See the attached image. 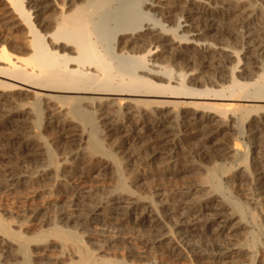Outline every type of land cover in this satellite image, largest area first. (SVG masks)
Returning <instances> with one entry per match:
<instances>
[{
  "label": "bare ground",
  "instance_id": "1",
  "mask_svg": "<svg viewBox=\"0 0 264 264\" xmlns=\"http://www.w3.org/2000/svg\"><path fill=\"white\" fill-rule=\"evenodd\" d=\"M5 2L22 19L29 41L26 53L10 51L0 42V135H12L4 139L13 152L11 157L0 145V183L12 191L21 185H50L59 197L71 195L70 204L56 206L51 218H44L43 206L33 201H24L15 216L5 218V211L0 212V264H36L32 251L41 246L45 254L50 248L74 250L72 264H128L95 257L84 236H91L87 232L91 225L99 227V220L105 225L106 220L132 216L133 224H146L139 240L148 249L160 250L168 230L197 264H226L246 256L250 250L243 243L235 246L218 238L246 227L245 209L252 204L264 206V8L259 12L264 0ZM155 10L156 17L148 20ZM44 12L47 17L36 23ZM182 17L183 22L193 20L196 28L180 29ZM207 31H215L226 47L233 37L241 46L229 51L219 38L213 42L221 46L204 43ZM211 158L230 159L232 168L239 169L222 180L224 166L208 165ZM99 166L101 179L113 182L106 201L83 188L90 177L84 169ZM200 169L206 175L199 181L196 176L195 181L183 180L159 200L158 182L148 181L144 173L152 171L156 181ZM145 177L155 188L151 197L130 191ZM244 178L243 188L239 181ZM228 184L237 190L224 192ZM104 202L111 206L101 218ZM15 218L22 220L17 224ZM34 219L41 221L39 231L28 235L20 222ZM78 228L85 230L79 233ZM203 229L212 236L194 241ZM169 249L157 250L160 262L181 257ZM256 250L264 254V242Z\"/></svg>",
  "mask_w": 264,
  "mask_h": 264
},
{
  "label": "rangeland",
  "instance_id": "2",
  "mask_svg": "<svg viewBox=\"0 0 264 264\" xmlns=\"http://www.w3.org/2000/svg\"><path fill=\"white\" fill-rule=\"evenodd\" d=\"M5 1L6 0H0V42L3 43L4 45H5V42H6L7 47L10 46L8 48L6 47L9 50L12 49V50L15 51L16 50L15 48H18L17 51L18 50L19 51L22 50L21 51L22 53H26L27 50H28L26 48H28L27 42L29 41V36H28V33L25 34L26 33L25 32L26 31V28H25V26L23 27L24 23H23V21H22L21 18H19L17 15H15V13H12V11H11L10 8L9 9L7 8V7H9V5ZM59 1H61V0H59ZM78 1L81 2L82 0H78ZM220 1H223L224 2L225 0H220ZM263 5H260L261 6L260 7L261 10L259 12H261L262 9L264 8ZM51 8L53 9V7H51ZM51 8L49 7L45 11L47 13V15L49 13H51V12H49V11L52 10ZM9 10H10V12H9ZM142 11H143V9H142ZM45 12L42 13V15H41L43 17H39V19H37V20L34 19V21H36V23H37L41 19L46 18L47 15H46ZM8 13H11V15L8 14ZM152 13L153 12H150V14H152ZM156 13H157V10H155V15L154 16H150V15L147 16L148 20H151V19L155 18L156 17ZM5 20H7V21H5ZM148 20H146V21H148ZM170 20L172 21V23L169 24V27L172 26V24L174 23V21H176V16L173 17V18H171ZM20 22H22V24ZM180 22H181L180 29L182 27H187V26H184V25H190V27L193 26L192 27L193 29L196 28V24L194 23L193 20H186V22H183V17H182L181 20H180ZM1 24H3V26H1ZM13 24L16 25V26L13 27L14 26ZM218 27L220 28V24L218 25ZM201 39H204V43H207L208 40H209V42H213V41L216 42V40L218 39L217 41L223 47L226 45L225 40L222 39V38L220 39V37H218L216 35L215 31H207L206 32V35L203 36V38L201 37ZM231 39H230L231 42L229 41L228 47L225 46L224 48H226V49L228 48L227 50L232 51V48H234V47L237 48V47H240L241 46L240 45L241 43H240V40L239 39L237 41H236V39L234 40V37L231 38ZM113 41H114V39H113ZM106 42H108V41L106 40ZM114 42H111V43H114ZM218 42H217V44L213 42V45L215 47L221 46V45H219ZM109 43H110V41H109ZM223 43H224V45H223ZM230 47H232V48H230ZM24 51H26V52H24ZM233 59H234V57H233ZM238 66L240 68L243 67L242 66V62ZM22 94L24 95V92H22ZM122 103H124V105H126L125 102L122 101ZM186 109L188 110V108H186ZM247 126L248 125H246V127ZM4 133H2L0 135V139H1L0 140V145H1L2 149H4V151L6 150V153L8 152L7 154H9V153L11 154L13 152L9 148H7L8 147V145H7V142L8 141L5 142L6 140L4 138L5 137L6 138H11L12 135L9 132H4ZM32 133H33V131L29 132V134H32ZM21 135H24V134L21 133ZM125 135L126 134H124V136ZM225 138H227V137H225ZM246 139H248V138H246ZM231 141H233V140L232 139H229V142H228L229 144L228 145L230 147H233L234 141L233 142H231ZM217 142L218 141H216L215 143H217ZM251 142H253V141H251ZM3 143L5 144L4 148H3V145H4ZM237 145L239 146L240 144L237 143ZM251 145L252 146H250V152L253 153V152L256 151V149H254L255 148L254 147V144H251ZM239 147L242 149L241 146H239ZM58 151H60V150H58ZM60 153L61 152L58 153V156L61 157L59 159V161L62 162V160H63L62 159V156H64V154L60 155ZM11 155H12L11 157H13V154H11ZM179 157H181V155H179ZM211 159H209L207 162H206V160H204V161L208 165H210V166L211 165H214L215 163L222 162L221 164L224 166V167L223 166L222 167L225 169L224 172H223L225 175L224 174L221 175L222 180H226L227 181V180H229V178L231 179V177H233L236 174L237 170L239 169L237 166L234 167V168H232V164L228 162V161H230V159H228V160L225 159V160H222V161L221 160H215V159H212L211 160ZM241 160H243V157L242 156L240 157V160L238 162H240ZM249 160L250 159H248V161ZM240 166H243L244 167L245 164H243V163L241 164L240 163ZM101 167H103V166H99L98 167L99 169L97 168V169H93V170L91 168H89V167H87L88 169L87 168L84 169V171L87 170L86 172H88L90 174V177L88 179L90 182L87 181V184H85V186H83V188L84 189H87V190L89 188V190H92L93 191V194L98 199H100L102 201H106V199L108 197L107 195L112 190H114V187H112L113 185L111 184L113 182H111V181L108 182V180L106 182V179L105 180L101 179L102 178V177H100L101 176L100 175V171H102V168ZM133 168H135V167H131V169H133ZM230 170L231 171L232 170L234 171V173H232V175H231V171ZM109 171H112V170L110 169ZM126 172H129V170H127ZM196 172H194L192 174L190 172H187V173H185V172H173V174L172 173H169V175L166 174L167 177L164 175V178L161 177L162 179H158L156 181H154V180L151 179V175L150 174L152 173V171H149V170L146 171L145 170L144 173L146 175L150 176V178L147 179L148 181H152V183L153 182H156V183L158 182L157 184H158L159 189H158L157 192H159V194H161L160 195L161 197L156 198L157 196H153L152 198L153 199L156 198V200L157 199L159 200V199H161L164 196V193L166 194L167 191H169V189H171V187H174V185L177 186L176 184L179 185V183L181 184L182 182L188 180L190 177H192V179L190 178V180H192V181H195L196 179H198L196 181H199L201 179V177H203V176L206 175L205 174L206 172L204 173V169H200V170H198ZM110 173L112 175V172H110ZM201 173H202V175H201ZM94 174L95 175L96 174L99 175L100 178L99 179L97 178L99 181H97V179H96L97 175L95 176ZM229 174H230V177H229ZM226 175H228L229 178L226 177ZM197 176H200V177H197ZM193 178H194V180H193ZM147 180H146V177H145V179H144L145 182L143 180H141V181H143L144 184L141 183V181H139L132 188H130L131 189L130 191H132L136 195L151 197V195H152V193H153V191H154L155 188L150 187V185L147 182ZM242 180L243 181H239V183L242 184V187L243 188L244 187H247V183H245V184H243V183L245 181L247 182L248 179L244 178ZM139 183L142 184V186ZM236 183L238 184V181ZM145 184H147V185H145ZM136 185H137V187L135 188ZM144 185L146 186V188H145ZM205 186H206V184H205ZM227 186L228 187L226 188V190H224V192L225 191H228L227 189H230V188H231L230 190H233V189L234 190H237V186H236V188L234 186H232L231 184H230V186H229V184ZM23 188H24V190H23ZM44 188L43 187H37V186H35V187L33 186V188H27V187L25 188L24 185H21V186L17 187V189L15 191H12L5 183H0V198H1L0 199V206H3L4 205L3 207H0V212H4L5 211L4 212L5 213L4 214V217L6 216L5 218L11 217V215H13V214L15 216L16 213H18V211L24 206V204L26 205V203H28V202L30 203V202L33 201L35 204L38 203V205L41 204V206H43V209H44L43 212L44 213L46 212L44 214V216H43L44 218H51L52 215H53V210L56 208V206H59L60 207V205H61L62 207H67L70 204L69 203V201H70V195H71L70 192H67V193H65L64 196H60L59 197L57 194H55V192H57V191L59 192L58 189H56V188H53L52 189V187L50 185H47V188H46V186H44ZM143 188H145V190ZM28 189H30V190H28ZM17 190H19V191H17ZM206 190H208V189L205 188L204 191H206ZM8 192H10V193H8ZM14 192H17V193L15 194ZM125 193H129V192H125ZM138 193H140V194H138ZM23 196H24V198H23ZM25 198H26V200H25ZM148 200H150V199H148ZM24 201L25 202L28 201V202L25 203ZM53 201H54V203H53ZM241 201L245 202L246 199L244 201V199L242 198ZM241 201H240V203H241ZM1 202L3 203V205H2ZM46 203L48 205H50V206H46L47 205ZM20 206H22V207H20ZM52 206H53V208H52ZM110 206H111V204L109 202L108 203H106V202L102 203L101 207H104V209L103 208H100V210L98 211L99 214H100V216H101V218L103 216H107L108 215L107 209ZM244 206H246V205L244 204ZM47 207H49L51 209H49ZM245 208H247V206ZM260 208H262V209L260 210ZM263 208H264V206L263 207H260L258 204H254V205L252 204V206L250 208L251 210L250 209H245V219H244V221L248 224L246 227L239 228V229L232 230V231H225L222 235L219 236L218 239H220L221 241H223L225 243H230V244L233 243L232 245H235L236 244L235 246H240L243 243L242 246H246V248H248L250 250L249 253L246 254V256L244 255V256H241V257H238V258L236 257L235 260H231V262H228L226 264H252V263L253 264H261V263H263L264 264V254H261L260 255V253L257 252V250H256V249L259 250L260 245L264 242V214H263L264 213V209ZM1 210H3V211H1ZM8 211H9V215L7 214ZM10 211H11V213L12 212L13 213L11 214ZM14 211H15V213H14ZM252 212H254L253 213L254 214V217H255L254 219H252V215H253ZM249 215H251V216L249 217ZM14 216H12V217H14ZM43 217H42V219H43ZM133 217L134 216H132L129 219H122L121 218V219H118V220L117 219H115V220L114 219H112V220H106L105 219L107 221L105 223V225H103L102 224L103 222L99 220L98 221L99 225H97L99 227H96V228H93V225H91L90 226L91 227L90 230L87 232L91 236H89V237L84 236V238H85L84 241H87L86 245H88L89 250L92 251V253H94L93 255L95 257H97V258L99 257V259H109V258L110 259H123L128 264H145V263H148V262L150 264H197L195 262V260H193V258H194L193 255L187 254L186 251L182 250L180 247H178L176 245L175 240L170 236L171 234H170V232H168V230L165 231V233H166L167 236L164 239V245L160 246V248H159L160 250H158V249L157 250H158V252H163V251L166 252V251L170 250L169 248L171 247V248H174L173 249L174 251H177L178 253L180 252L181 253V255H180L181 257H179L178 259H176V258H167L166 257L163 260H161V262H160V260H158V259H160V257L157 254V250H155V249H148L147 247H144V245L139 240V239L142 238V236L144 234V229L146 228L145 227L146 224L145 225H141V226L140 225L138 226V225L133 224L132 223V221H134L133 220L134 219ZM18 219L19 218H15V221H17ZM20 220H22V219H19V221ZM37 220L38 219L32 220L34 222V225L32 224L33 223L32 221L29 222L30 224L28 222H27L28 224L27 223H23V221L20 222V224L22 226L24 225V227H26V228H24V227L21 226L22 229L26 230L27 232H28V229H29L31 233L28 232V235H33V234L37 233L39 231V228H40L38 226L41 225V221H38V223L40 222L38 224L37 223ZM19 221H17V224H19L18 223ZM237 221H238V217H236V220L234 219V221L233 220L231 221V226H232V223L233 222L236 225L237 224L236 223ZM168 222L172 224L173 219L172 220H168ZM27 225H29V227ZM45 226H44V228H45ZM199 227L202 228V225H200ZM35 229H36V231H35ZM84 230H85V228H78L77 229V231H79V233L80 232L83 233ZM196 234H197L196 236L192 237L194 241H198V240L205 241V240L209 239L212 236L213 233H212L211 230H204L203 229V230H201V232L200 231H197ZM249 242H250V244H249ZM244 243H245V245H244ZM252 246H253V248H252ZM41 248H43V247L41 246L38 249H34L33 250L34 252L32 251V254L35 253L34 254V258L35 259H33V260L35 262L38 260V263L36 262V264H52V263L53 264H59V263L60 264H72V261L76 259L75 255H74L75 252L72 249H69L70 250V253H69V250L61 251L60 252V251H58L57 248H50V249H47L46 250L47 253L45 254V251L42 252L41 251L42 250ZM254 250H255V252H254ZM35 251L37 253L38 252L39 253L37 254ZM63 252H64V255H65V253H67V254L64 256L63 255ZM42 253H43V256L44 257L42 256ZM71 253H74V254L71 256ZM253 254H255V255H253ZM39 255H40V258L38 257ZM59 255L62 258L59 259ZM251 256L254 257V258H252ZM43 258H45V259L43 260ZM250 260H252L253 262L250 261Z\"/></svg>",
  "mask_w": 264,
  "mask_h": 264
}]
</instances>
